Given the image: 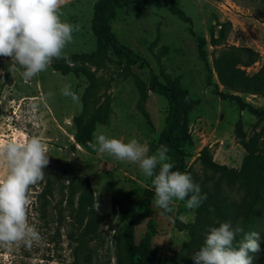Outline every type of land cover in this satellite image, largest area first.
Segmentation results:
<instances>
[{
	"label": "rangeland",
	"instance_id": "1",
	"mask_svg": "<svg viewBox=\"0 0 264 264\" xmlns=\"http://www.w3.org/2000/svg\"><path fill=\"white\" fill-rule=\"evenodd\" d=\"M104 1L67 0L62 8V19L79 25L64 52L67 58H79L67 74L57 68L60 59L26 80L18 64L0 57V139L39 135L50 157L44 179L32 186L30 195L29 220L42 239L30 248L0 246V264L137 261L125 250L128 221H121L120 215L129 205L134 215L143 212L144 192L153 188L152 179L137 164L78 142L74 121L92 114L94 100L101 98L90 141L99 131L125 142L137 139L154 154L168 102L149 89L151 76L177 94L180 123L189 136L178 142L186 155L182 172L191 175L207 199L191 210L186 200H176L166 212L154 205L153 195L151 218L134 228L135 245L147 252L144 264H195L193 256L209 228L224 222L243 229L237 243L245 234L259 233L264 249V0H173L190 18L196 37L205 40L212 84L196 38L170 12L172 0L113 4L108 25L116 44L128 49L124 54L135 61L130 70L146 94L140 107L132 76L118 75L115 47L97 59V67L81 58L102 43L96 28ZM246 49L258 54L255 62ZM65 84H71L78 101L61 94ZM220 93L239 100L221 98ZM251 255L254 264H264V251Z\"/></svg>",
	"mask_w": 264,
	"mask_h": 264
},
{
	"label": "clouds",
	"instance_id": "2",
	"mask_svg": "<svg viewBox=\"0 0 264 264\" xmlns=\"http://www.w3.org/2000/svg\"><path fill=\"white\" fill-rule=\"evenodd\" d=\"M66 3L0 0V57L18 64L26 80L47 71L54 60H67L65 49L79 25L62 19ZM61 94L78 101L71 84H65ZM93 136L89 147L94 151L137 164L143 175L152 179L156 207L170 212L174 201L186 200L185 207L191 210L207 199L190 174L173 170L175 165L170 162L166 146L149 155L148 145L137 139L125 142L99 131ZM49 163L47 145L39 135L20 141L0 139V246L23 244L30 248L41 241L39 231L29 220L30 195L32 186L44 179ZM242 232L241 227L233 228L229 222L210 227L203 246L193 256L195 264H254L251 254L264 251L260 234H245L237 243V234Z\"/></svg>",
	"mask_w": 264,
	"mask_h": 264
},
{
	"label": "trees",
	"instance_id": "3",
	"mask_svg": "<svg viewBox=\"0 0 264 264\" xmlns=\"http://www.w3.org/2000/svg\"><path fill=\"white\" fill-rule=\"evenodd\" d=\"M119 2H123V0H105L103 2V7L98 10L97 15V35L102 40L101 45L99 46V50L96 51L93 54L90 55H84L81 58H85V60L94 65L99 66V62L97 59L100 56H104L105 53L109 48L115 47V54L117 55L119 59V65H121V69L118 73L120 77L126 78L128 76H132V78L135 81L136 89L139 93V104L140 107L141 102L146 100V94H145V87L142 84V82L131 72L130 67L135 65V61L128 55H125V52H129L128 49L125 47L119 46L116 44V41L114 39V36L111 34L108 20L113 12L112 5L118 4ZM170 12L175 15L178 19H180L182 22L188 25V30L192 34L193 37L196 38L197 41V50L199 53L200 60L203 62L204 67L208 73V83H211V68L209 66V63L207 61V55L206 51L204 49L205 46V40L204 38L196 37V35L192 31V22L189 17H187L183 11H181L179 8H177L174 4V1H171L170 4ZM248 50V49H246ZM252 55V62H255L258 54L253 52L252 50H248ZM130 54V53H129ZM123 58H126L125 61H122ZM76 57L67 58V60H63L60 62V65L57 66V68L63 73L67 74L68 72L73 70L74 62L77 61ZM214 68L218 72L219 79L222 83V85L227 87L226 82L221 77V71L220 67L218 65L217 60L214 61ZM214 86V90L217 92L216 85ZM235 88L234 90H239L240 88L237 87H231ZM149 89L153 92L160 93L164 95L168 102V114L165 118V127L161 132L159 144L160 146H166L168 148V155L172 160V163H174V171H183L185 166V152L183 149L179 146L178 142L181 138L182 140H189V136L186 133V129L183 125L180 123V116H179V106H178V99L177 94L169 88L166 85H161L157 82V78L155 76H151L150 82H149ZM221 98H229L231 100L238 101V97L232 96V95H225L220 93L219 94ZM107 95H104L105 98ZM101 98H96L93 102V105L95 106V111L92 114H89L87 116H79L75 118V124L77 128V134L76 139L78 142H80L83 145H87L90 142V135L93 130V123L95 120L96 115L99 113V102ZM97 106V107H96ZM154 195V187L150 190H146L144 192V201H143V212L139 215H134V210L132 209V206L129 205V207L122 211L120 215L121 221H128L127 223V232L125 235V250L131 257H138L137 261L133 264H144L147 261V252L146 250L141 246H136L134 243V228L140 224L141 221L147 220L151 218L152 216V209H151V201L152 197Z\"/></svg>",
	"mask_w": 264,
	"mask_h": 264
}]
</instances>
